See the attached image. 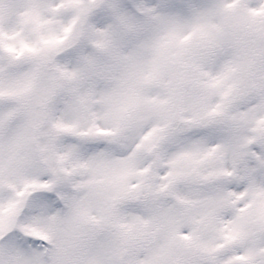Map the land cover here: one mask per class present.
<instances>
[{
	"label": "snow or ice",
	"instance_id": "6c2138e0",
	"mask_svg": "<svg viewBox=\"0 0 264 264\" xmlns=\"http://www.w3.org/2000/svg\"><path fill=\"white\" fill-rule=\"evenodd\" d=\"M0 264H264V0H0Z\"/></svg>",
	"mask_w": 264,
	"mask_h": 264
}]
</instances>
